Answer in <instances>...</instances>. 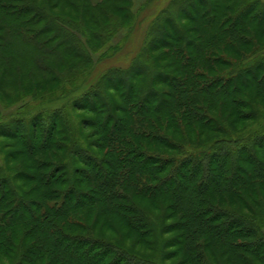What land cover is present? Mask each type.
Listing matches in <instances>:
<instances>
[{
    "label": "trees",
    "instance_id": "trees-1",
    "mask_svg": "<svg viewBox=\"0 0 264 264\" xmlns=\"http://www.w3.org/2000/svg\"><path fill=\"white\" fill-rule=\"evenodd\" d=\"M9 1L0 0V9L5 10ZM20 1L19 13L28 21L33 17L45 21L43 31L56 37L52 46L45 40L37 42L35 32L43 27L25 36L26 42L44 50L39 63L45 65L46 55L59 48L76 62L70 66L58 62L63 69L46 68V84L34 85L31 95L22 87L2 90L0 78V96L14 100L21 95L52 96L66 83L75 84L81 78L82 86L74 85L80 87L78 95L68 99L74 108L95 114L98 108L110 106L107 90H123L128 97L120 106L121 114L108 116L100 125L92 116L83 117L85 129L99 127L101 133L93 141L99 155L91 152L87 139L75 130L66 105L43 117H62L58 127L64 137L51 132L38 143L34 129V138L23 142L29 161L40 170L51 168L42 180V187L50 192L35 202V208L17 185L24 169L20 166L13 171L0 163V264H38L39 252L45 264H166L175 252L181 255L173 264H225L219 255L217 260L212 256L208 241L214 251L228 248L235 264H264V45L260 44L264 40V0H239L237 4L222 0L223 8L215 0H169L146 28L145 44L129 65L112 66L88 83L95 63L114 57L119 50L112 38L121 21L133 25L134 0H116L121 6L114 5L117 11L106 15L107 24L96 31L88 28L85 17L104 18L101 12L90 11L103 8L106 0ZM51 2L56 9L65 3L59 14L51 10ZM189 20L199 29L195 38L187 28ZM82 36L89 43H80ZM90 40L98 49L108 48L94 58ZM3 41L7 45L9 39L3 37ZM161 60H170L175 71L163 72L157 64ZM143 77L152 87L136 101L134 81ZM157 83L166 87L158 90ZM229 94L242 97L231 105L220 103ZM34 122L17 121L12 132L10 125L4 126V133L15 137L13 132L34 127ZM59 151L65 156L59 157ZM5 158L18 157L10 151ZM68 178L73 188L55 187ZM81 181L89 182L90 189L75 187ZM138 194L167 200L179 219L168 223L165 210L156 214L139 208ZM237 200L242 203L239 209ZM102 201L109 210L126 213V241L135 236L131 246L120 244L118 238L99 237L94 224L82 214ZM16 223H23L20 242L13 233ZM174 226L180 233L163 240L161 235ZM27 239H31L28 245ZM140 249L154 253L145 257ZM107 258L113 261L107 263Z\"/></svg>",
    "mask_w": 264,
    "mask_h": 264
},
{
    "label": "rangeland",
    "instance_id": "rangeland-1",
    "mask_svg": "<svg viewBox=\"0 0 264 264\" xmlns=\"http://www.w3.org/2000/svg\"><path fill=\"white\" fill-rule=\"evenodd\" d=\"M31 1L33 3H43L44 0H27ZM46 1V0H45ZM94 3H98L100 0H93ZM169 0H134L133 4V11L136 12V17L134 19L133 25L130 26V22L128 20L121 21L120 25H118V31H114L115 37L112 38L113 44H119V50L117 53L112 56L111 58H107L102 61H97L93 67V71H91L87 76V83L94 81L102 72L107 70L108 68L112 66H127L129 65L131 59L141 50L143 45L145 44V36L147 37L146 31L148 26L152 24V21L155 19V15L160 12L162 7L168 3ZM198 0H195V2ZM220 2L221 8L225 7L222 0H215ZM239 0H235L234 4H237ZM10 5L5 10L0 9V78L3 81V88L2 90L10 89H24L26 93H29L28 95H31V89L34 85L40 84L44 85L46 84V78L45 76V69L50 68H61L58 62L63 61L66 63L65 66H70L72 63H75L76 61H72V57L65 54L62 48L56 49L53 53L47 54L45 57L46 64H40L39 58L45 54L44 50L41 49L37 44L35 43H28L25 41V36L29 33H33L34 30H39L43 27L41 32H35V36L39 34V37H37V42L39 41H46L47 46H52V44L55 42V38L52 34L46 33L44 30V27L46 26L45 21H41L40 19L33 17L29 21L26 19V16L21 15L19 11L21 10L20 5H22L23 1L20 0H10ZM121 2H116V0H106V4L103 8H96L90 11L91 14H96L97 11L101 12L104 16L102 19H93L85 17V20L87 21V26L90 30L96 31L101 28V26L106 25L108 18L106 15H110L111 13L116 12L117 10L114 9V5L117 7H120ZM15 4V5H14ZM65 3H60L59 8ZM19 5V6H16ZM49 6L51 10L55 14H59V8H52L54 6V2L49 3ZM54 9V10H53ZM201 9V13H203V9ZM71 10V9H70ZM253 11V10H252ZM251 11V12H252ZM129 14V12L127 13ZM125 14V16L127 15ZM74 15V14H72ZM203 15V14H202ZM129 16V15H128ZM193 17H197L193 15ZM198 21H202L201 17H197ZM260 22V21H259ZM20 26L22 30H20ZM120 26V27H119ZM194 24L192 20H189L187 23V28L190 32V36L196 37L197 32L199 29H196L193 27ZM259 35H261V28L256 27L255 28ZM11 32V35H8V33ZM78 35V33L76 32ZM52 36V37H50ZM3 37L8 38L9 41L6 43L5 47H3ZM261 39V38H260ZM85 41L88 42L87 36H82L80 43H84ZM90 53L93 54L94 58H97L101 55V53H104L105 50L108 48L106 46L100 47L98 49V45L94 44L92 40ZM89 43V42H88ZM261 45H264V40H261ZM94 46V48H93ZM90 47V46H89ZM249 55V54H247ZM158 66L161 67L163 72L166 73H173L175 71V67L173 66V63L170 60H161L158 61ZM83 79L79 78L77 79L76 83H66L63 88L53 92L52 94L55 96H51V94H44L43 97H37L33 98V96H23L21 95L18 99L14 100V97H5L0 96V129L4 126L5 129L8 127V130L12 127L13 129V123L21 120H29L31 119V122H34L33 124H36V126H30V127H22L17 130V132H13V135H16L15 137L10 135L8 136L6 133H4L5 129H1L0 131V149L2 147V150L0 152V163L2 166H5L7 168L5 169H11L16 170L20 166L24 169V176L19 179L17 182V185L22 187L23 194L27 200L30 201V204L32 208H35V202L42 201L43 200V194H47L50 192L49 188H43L42 186V180L45 178L46 173L51 169L50 167H46L43 170H40L34 163L29 161V153L27 152L26 148L23 147V142L25 140H32L34 138V129H36V136L35 141L39 143V141L42 140L44 135H50L51 132L59 133V137L63 136V131L61 132L58 126H60L62 123H60L61 118L60 116H57L56 119L47 120L43 117L50 116V114L55 111V109L61 106H67L69 108V113L71 116V122L74 125L75 130L77 129V132H80L83 137L87 139V142L90 144L89 149L94 154H100L99 147H94V140H97V138L100 135V130L98 126H95L93 128H87L85 129L82 126V120L83 117L89 116L94 117L96 119V122L98 125L101 124V122H104L106 119H108V116H117L121 114L120 106L123 104L124 97H128L126 94V91L123 90H116L111 91L107 90V94L110 96V106L105 108H98L95 112V114H92L88 112L86 109H77L73 107L72 101H68V99L71 96H77L78 89L74 88V85L82 86ZM84 83V82H83ZM73 84V85H72ZM152 87V83L149 82V79L147 77L141 78L140 81L135 80L134 81V89L133 94L136 97V101H139V99L142 97L143 93L149 90ZM166 85L161 83H157L156 88L158 90H161L165 88ZM65 92L67 94L65 95ZM8 93V91H7ZM1 95V94H0ZM242 96L234 97L232 94H229L225 98H220V103H223L226 101L228 103L227 105H230L233 103L234 100L240 99ZM16 98V97H15ZM53 98V99H52ZM219 103V102H218ZM227 113V112H226ZM112 118V117H111ZM231 120H234V115L231 116ZM63 122V121H61ZM32 124V123H27ZM60 124V125H59ZM27 128V129H26ZM7 131V130H6ZM12 132V130H10ZM10 131H7L10 132ZM12 134V133H11ZM157 149H163L161 146H156ZM25 149V151H24ZM3 151V152H2ZM15 151V154L17 155V159H11L6 160L5 154L6 152ZM60 156H65L64 152L59 151ZM261 155V154H260ZM45 159H50L49 157H46L43 155ZM58 157V159H59ZM5 158V159H4ZM26 176V177H25ZM69 180H63V184H55V187L59 188L60 190L64 189H70L73 188L74 185H72L71 182L67 181ZM39 181V182H38ZM66 183V184H65ZM36 185V186H35ZM90 183L89 182H82L75 185L80 190H89L90 189ZM98 191V189H96ZM136 205L139 208H146L147 210L156 213L161 214L163 210H165L169 216H168V223L174 222L175 220L179 219V214L173 210L174 206H167L169 203L167 200L165 201L162 198H148L143 195H137L136 196ZM237 206L236 209H239L240 206H242V203L237 200ZM105 204L102 203L99 204L96 207L90 206L86 210L83 211L82 214L85 213L88 223L94 224V230L95 233L99 237H105L117 239L120 244H125L127 242V246H131L133 244L135 236H131V240L128 242L127 240V228L126 223L124 221L126 213L123 210H109L107 206L102 205ZM97 208V209H96ZM145 209V210H146ZM144 210V209H143ZM96 213V214H95ZM97 217V223H95V219ZM23 223H16L13 224V233L15 234V241L20 242V238L23 236ZM27 223H24V225ZM116 230H114V228ZM180 233L179 230L176 229V227L169 228L165 231L163 235H161L163 240H169L170 238L178 235ZM185 242V239H180ZM31 239L26 240V244L28 245L30 243ZM155 243H152V246L155 248ZM18 244V243H17ZM208 250L211 252L212 256L217 260L218 255L221 257V260L224 261L225 264H235V261H233L232 256L227 254L229 251L228 248L224 247L220 251H214L212 247V242L208 241ZM173 243L168 244L167 247L172 246ZM17 248V247H16ZM14 248L12 251V256L14 257L16 255L17 249ZM173 249V247L171 248ZM141 254L145 257H150L154 252L153 250H139ZM42 252L38 253L39 256V262L38 264H45L46 260L45 257H42ZM225 254V255H224ZM49 255L50 252H49ZM181 253L175 252L171 254L170 257L171 260H167L166 264H171L174 259H178ZM50 259V257H49ZM107 263H110L113 261L112 258H107L105 260ZM52 263V262H51ZM172 263V264H173ZM59 264V263H56Z\"/></svg>",
    "mask_w": 264,
    "mask_h": 264
}]
</instances>
